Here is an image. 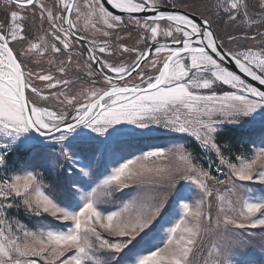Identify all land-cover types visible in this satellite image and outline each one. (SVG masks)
<instances>
[{"label": "snow or ice", "instance_id": "obj_1", "mask_svg": "<svg viewBox=\"0 0 264 264\" xmlns=\"http://www.w3.org/2000/svg\"><path fill=\"white\" fill-rule=\"evenodd\" d=\"M255 2V12L248 0L206 6L226 25L256 30L244 39L258 48L234 51L225 45L238 37L218 35L203 14L175 4L159 10L158 0H106L129 14L127 25L142 29L137 43L147 45L119 44L135 59L114 64L98 55L113 54L107 39L79 34L91 29L110 37L108 30L127 26L104 0H83L82 6L55 0L53 8L42 0H5L0 264H264V250L259 258L247 251L254 233L244 231L259 229L264 237V0ZM30 8L39 12L41 27L45 19L49 25L34 40L27 35ZM145 11L154 14L143 21L131 15ZM17 41L27 47L16 52ZM82 43L87 46L76 55L84 62L73 63L75 45ZM49 51L65 56L56 72L69 78L26 71L25 61ZM80 73L86 83L73 92ZM33 77L50 91L35 87ZM152 125H162L167 131L159 135L171 141H160ZM225 125L247 131L244 142L234 147L218 140ZM37 164L51 176L47 183ZM13 209H23L29 222L35 218L33 228L9 217Z\"/></svg>", "mask_w": 264, "mask_h": 264}, {"label": "rangeland", "instance_id": "obj_2", "mask_svg": "<svg viewBox=\"0 0 264 264\" xmlns=\"http://www.w3.org/2000/svg\"><path fill=\"white\" fill-rule=\"evenodd\" d=\"M166 1V0H165ZM175 3V5L180 8V9H184V10H188V11H197V12H201L204 13L206 16H209V18L212 19L213 21V26L214 22L216 20V16L212 15V10L209 9L208 7H206L207 5L211 4L214 2V0H171ZM42 2L49 8H53L55 0H42ZM77 2L79 4H81V6L83 5V0H77ZM248 2H255V0H248ZM158 3H163V0H158ZM256 3V2H255ZM195 4H201L204 5V9L202 10V8L200 6H195ZM184 6L183 7H180ZM59 9H54V11H58ZM258 10V9H257ZM9 11L8 5L5 3V0H0V21H3L5 18V13ZM35 11V16L33 15ZM86 11V10H85ZM111 11V10H110ZM113 12V11H112ZM194 12V13H195ZM114 14H118L113 12ZM73 18H75V14H73ZM124 20H125V24L127 25V21H128V16H123ZM221 22H223L221 20ZM80 23V27L81 29L83 28V24L84 21L83 19L79 22ZM167 22H162V27L166 26ZM224 23V22H223ZM229 26V25H227ZM98 27H101V25H98ZM49 28V25L47 23V20L45 19V21L43 22V26L41 27V22L39 19V12L37 10L34 9H28L27 10V35L29 37V39H35L36 37L43 35L46 33L47 29ZM110 32H112V35L110 37H105L103 36L102 33L100 32H93L91 29H89L88 31H83L81 30L80 32L83 33V35L85 34V36H87L89 39L91 38H95L98 42L99 41H103L105 39H107L109 41V47L112 49L113 54L112 55H108V54H99L100 56H102V58H105L107 60H109L110 62L114 63V64H119L121 62L124 63H131L132 60L135 59V54L134 53H122L119 50V44L123 43L125 45H127L128 47H137L140 48L141 50L144 49L143 46H145V43L141 42V43H137L140 40V33L142 32V29L137 28L134 24L132 25H122L120 27V29H116V30H108ZM254 32V30L252 31H247V35L251 36V33ZM217 33L218 35H223V32L221 30H219V27L217 26ZM243 33L239 32V34L237 33H233V35L237 36L238 39L232 43H227L226 42V47L227 48H231L234 51H238V50H242L246 47H253L258 48L260 45L256 42L253 41L251 39H244V35H241ZM122 37L123 39H117V37ZM164 37L161 36L159 38L163 39ZM49 40H51V37H49ZM148 42H151L150 40ZM140 46V47H139ZM12 47L16 50V52H19L21 49L26 48L27 47V42L26 41H17L14 44H12ZM48 56H45V58ZM44 56L40 57V56H33L31 58H29L27 61H25L26 63V71L31 70L32 72H42L43 74H52L53 76L57 77V78H63V77H59L60 74L56 72V65L59 63L58 61H56L55 64H50L49 61L52 60H48L45 59ZM151 59V58H150ZM160 59H163V56L160 57ZM34 60H39V63H34ZM147 74H153V73H147ZM69 75H72L71 73H69ZM98 80L97 83V87H102L103 86V81L101 78L97 77L96 78ZM32 82L33 85L35 87L38 88H42L45 90V92L50 91L49 89L45 88V82H41L39 80H36L35 77L32 78ZM81 82V83H78ZM76 84H74L72 86V90L73 92H75L76 90H78L81 85L85 84L83 82H85L84 80H79ZM133 82H138L135 78V75L133 76ZM223 90H230L229 87L227 85L223 86ZM51 91H59V88L57 89H53ZM29 99L32 100H37L38 98L35 97L30 91L27 93ZM48 103H53L52 101H49ZM41 106H44L43 104H41ZM227 126H231V125H225V127ZM131 127V126H129ZM151 127L158 129V137L160 141H171L170 137H166V136H161L159 135L160 133L166 132L167 130L163 129L162 125H152ZM241 130V129H239ZM245 133L248 134L247 131L245 130H241ZM259 126L257 125L254 129L253 132L255 134H259ZM173 135H181V134H173ZM185 136V138L190 142L189 143V147L192 148L195 151H200L198 149V145L197 143L194 141V139L192 137L187 136V134H183ZM173 142H180V141H173ZM164 146H171L170 143H165ZM146 150V149H145ZM214 155V154H213ZM199 162L204 166V167H208V162L203 158V154L201 153V158L199 160ZM218 163V161L216 162ZM36 167L41 170L44 171L43 168H40V166L37 164ZM213 175H217V173H215V165H213L212 169H211ZM44 175H45V182L47 183L49 180H51V176H49L47 171H44ZM0 178H3V170L0 169ZM223 178V177H221ZM181 183H187L186 181H182ZM216 211V202L215 200H213V213H215ZM9 217L12 216H16L17 219H19L21 222L28 224V227L30 229L33 228V223H35V218L33 219V222H29L28 219L25 216V213L23 211V209H21V211L17 214L15 209L11 210L8 213ZM51 217H48L47 220H51ZM34 230V229H33ZM245 232H252L254 233V237L252 239V243L251 245L248 247L247 251L253 253L257 258H259L261 256L262 250H264V237H262V234L260 232L259 229H246L244 230ZM210 243V241H209ZM206 255V251L204 253Z\"/></svg>", "mask_w": 264, "mask_h": 264}, {"label": "trees", "instance_id": "obj_3", "mask_svg": "<svg viewBox=\"0 0 264 264\" xmlns=\"http://www.w3.org/2000/svg\"><path fill=\"white\" fill-rule=\"evenodd\" d=\"M195 6H199V4H195ZM202 8V10L204 9V5L200 6ZM214 28L217 32V26L219 27V30H221L223 33L225 31L233 34V33H237L239 34V32L241 33H244V31H248L247 29L245 28H242L240 26H238V24L236 26L234 25H229L227 26L225 23L221 22V20L218 19V17H216V20L214 22ZM218 34V33H217ZM46 56H49L53 59V57L55 56V61H59V59L61 57H64V55H56V54H53L49 51L48 55ZM42 57V56H40ZM45 58V56H44ZM46 59V58H45ZM74 60V59H73ZM248 134L233 127V126H227L224 128V131L221 132L218 136V140L220 141H223V140H230L231 143L233 144V146H238L240 143H243L244 142V138L247 136Z\"/></svg>", "mask_w": 264, "mask_h": 264}, {"label": "flooded vegetation", "instance_id": "obj_4", "mask_svg": "<svg viewBox=\"0 0 264 264\" xmlns=\"http://www.w3.org/2000/svg\"><path fill=\"white\" fill-rule=\"evenodd\" d=\"M173 4H175L173 1H171V0H163V3H158L157 5H165V6H170V7H172V5ZM199 6H202L201 4H199ZM175 7L176 8H178L176 5H175ZM180 7H183V8H185L184 6H181L180 5ZM110 10V9H109ZM184 10V9H183ZM249 10L251 11V12H255V11H257V7H256V3L255 2H250L249 3ZM185 11H188V10H185ZM189 12H191V11H189ZM195 11H192V13H194ZM194 14H198V15H201V14H203V16H205V17H209V16H206L204 13H201V12H195ZM120 15H122V16H129V14H120ZM137 17V16H136ZM138 19H140L141 21H143V18L142 17H137ZM212 28H213V30L214 31H216L215 30V28H214V26H213V23H212ZM254 31H256L255 29H253ZM247 32L246 31H244V33L243 34H241V35H245ZM254 32H252L251 33V35L253 34ZM80 35H83V33L82 32H80L79 33ZM85 35V34H84ZM160 42H166L165 41V39L163 38V39H160ZM148 44H151L152 42H147ZM59 46V45H58ZM87 45L86 44H84V43H82V44H76L75 45V48H74V50H73V63H75L76 61H79L80 63H83L84 62V58H82V57H80V56H78V55H76V53L77 52H80V51H83L84 49H85V47H86ZM62 47V46H61ZM140 47V46H139ZM144 48L145 47H147V45L145 44V46H143ZM152 51H154V48L152 49ZM86 55V54H85ZM46 59H48V60H50V59H52L51 57H46ZM61 59H65L64 57H61L60 59H59V61L61 60ZM58 61V62H59ZM151 73V72H150ZM149 75H151V74H149ZM69 76H71V75H69ZM80 76H81V80H84L85 82H83V83H86V80L84 79V74L83 73H80ZM59 77H61V76H59ZM63 78H69V77H63ZM78 83H81V82H78Z\"/></svg>", "mask_w": 264, "mask_h": 264}, {"label": "water", "instance_id": "obj_5", "mask_svg": "<svg viewBox=\"0 0 264 264\" xmlns=\"http://www.w3.org/2000/svg\"><path fill=\"white\" fill-rule=\"evenodd\" d=\"M104 3H105V6L108 7L111 11H113V12H115V13H118V14H124V13H120L119 10L111 9V6H110V5H107L106 0H104ZM157 7L159 8V10H171V9H172V7H170V6H165V5H157ZM175 9H176V10H180V11H185V10H183V9L176 8V7H175ZM187 12H189V11H187ZM191 13H192V12H191ZM153 14H154L153 12L145 11V12H141V13H134V14H131V15H135V16H137V17H142V18H144L145 16H149V15H153ZM195 15L200 16V15H198V14H195ZM211 27H212V26H211ZM212 29H213V28H212ZM161 43H164V42H161ZM229 66H230L233 70H235V71L238 72V69H235V66H234V65H229ZM238 74H240V73H238ZM241 75L243 76V74H241ZM246 79H247L249 82L253 83L254 85L259 86V85H258V82L251 81V78H250V77H247ZM260 87H262V89H264V86H260Z\"/></svg>", "mask_w": 264, "mask_h": 264}]
</instances>
